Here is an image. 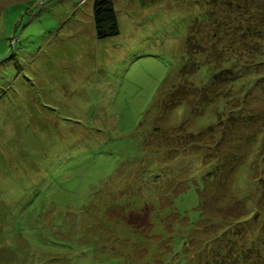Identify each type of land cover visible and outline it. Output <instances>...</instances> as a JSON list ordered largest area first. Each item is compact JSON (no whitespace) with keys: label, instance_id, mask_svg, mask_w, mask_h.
Segmentation results:
<instances>
[{"label":"rangeland","instance_id":"1","mask_svg":"<svg viewBox=\"0 0 264 264\" xmlns=\"http://www.w3.org/2000/svg\"><path fill=\"white\" fill-rule=\"evenodd\" d=\"M94 2L0 0V264H264L261 39L210 61L245 77L166 96L198 4L114 0L120 34L98 39ZM211 76L203 64L181 81ZM217 162L224 175L205 179ZM248 193L249 230L223 233Z\"/></svg>","mask_w":264,"mask_h":264},{"label":"trees","instance_id":"2","mask_svg":"<svg viewBox=\"0 0 264 264\" xmlns=\"http://www.w3.org/2000/svg\"><path fill=\"white\" fill-rule=\"evenodd\" d=\"M200 9V15L194 18L188 27V33L186 38V60L185 63L180 71V78L179 81L176 83L175 88H172L171 92L165 93V95H169L174 92L178 87H187V88H194L199 89L201 91L209 90L216 84V82L221 80L222 75L227 72L231 73L234 78H242L247 75L248 66L249 65H238L235 61H231L227 64L224 68L214 69V66L210 63V61H219L220 57L222 56H233L232 50H235L237 45L241 43L248 44L252 42L249 40L250 38H260L261 41L259 44H255V47L259 49V54L263 55L264 58V23H262V27L260 25H255L254 23H250L252 15H255L254 12L262 13L263 8L261 9L262 5H258V0H194ZM254 4V5H253ZM262 21V20H261ZM93 27L95 29V33L98 39H107L113 38L120 34V26L118 23V15L117 11L114 6V0H95L93 5ZM226 38L228 39L226 41ZM210 41L211 42H219L221 45L226 47L221 48L219 50H211L210 49ZM228 44V45H226ZM250 45V44H249ZM205 62L203 59H198V57L205 55ZM216 56L217 58H211ZM219 56V57H218ZM216 59V60H215ZM264 61V59H263ZM262 61V62H263ZM203 64H207L212 69V76L211 79L202 85L193 86V85H185L181 78L183 75L189 76L192 73L196 72V70ZM211 64V65H210ZM166 81V80H165ZM254 81V79H253ZM256 81V78H255ZM254 83V82H253ZM252 83V84H253ZM162 85V83H161ZM161 87L160 89H162ZM163 92H161V95ZM213 94V93H212ZM212 94H207L205 96L206 101H203V106L199 113H201L205 108V103L208 102L213 98ZM208 98V99H207ZM211 98V99H209ZM162 101L163 99H159ZM178 102H182L181 100ZM207 103V104H208ZM169 105V103H162L163 105ZM164 105V106H165ZM164 108V107H163ZM228 111V110H227ZM224 107L221 112L218 113V116L223 112H227ZM241 113L240 111H238ZM237 116L238 113H235ZM218 118V117H217ZM220 120V119H219ZM217 122V121H216ZM264 141V138H260L259 142ZM255 151V149H254ZM256 152V151H255ZM205 155V154H204ZM220 162L216 164L213 170L209 167L207 170L205 179L210 178L213 181H219V178L224 175L223 168L220 169L218 167ZM227 168V167H226ZM226 174V173H225ZM243 178L240 176L238 182H243ZM221 180V179H220ZM248 181V178L246 179ZM207 186L203 189L206 190ZM203 189H201L200 194V211H203ZM248 197L238 200L240 202V206H243L244 210L240 212V217L236 218L235 221L226 222L225 227H223L222 232L228 231L229 233L231 230L232 232L235 231L236 224H242L246 229H248V224L251 223V219L254 216V212L250 209V194L248 193ZM205 198V197H204ZM245 212V213H244ZM148 215V214H147ZM146 215V219L148 216ZM231 219V218H230ZM149 221V220H148ZM249 230V229H248ZM251 232V231H250ZM257 230L254 229L253 233L256 234ZM252 233V232H251ZM252 235L247 239L248 248H251V239ZM188 249L187 246H185ZM188 252L187 250L184 253ZM222 253V252H221ZM224 255V254H222ZM242 257V256H241ZM187 258V256H186ZM241 260V259H240ZM210 260L207 259V262ZM261 261L260 258H256L253 260L255 264H259ZM216 262V261H214ZM180 264H187L184 262H180ZM194 264H198L196 261ZM201 264V263H199ZM204 264H206L204 262Z\"/></svg>","mask_w":264,"mask_h":264}]
</instances>
